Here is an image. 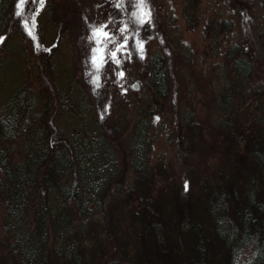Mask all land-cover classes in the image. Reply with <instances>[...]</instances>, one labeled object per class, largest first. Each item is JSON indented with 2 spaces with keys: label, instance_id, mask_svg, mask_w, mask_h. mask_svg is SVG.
Listing matches in <instances>:
<instances>
[{
  "label": "trees",
  "instance_id": "16d2710c",
  "mask_svg": "<svg viewBox=\"0 0 264 264\" xmlns=\"http://www.w3.org/2000/svg\"><path fill=\"white\" fill-rule=\"evenodd\" d=\"M8 1L0 0V20ZM45 2L26 0L20 10L32 18ZM222 26L221 32L232 29L230 21ZM260 39L258 49L233 43L225 55L234 78L216 110L224 138L236 137L228 146L236 173L220 169L217 182L202 177L198 195L175 188L179 195L170 201L154 197L162 165L155 169L150 162L152 119L171 89L162 52L146 66L141 82L147 95L136 100L133 122L123 120L120 110L104 120L103 104L100 120L94 117L93 104L69 75L65 88L55 89L56 105L49 90L37 93L29 80L17 84L18 75L10 78L0 66V264H264V73L261 85L248 93L252 124L236 136L234 119V94L254 72V53L264 72V32ZM58 67L50 58L43 72L64 75ZM183 121L197 137L193 117L184 115ZM120 123L122 128L115 125ZM123 124L129 134L118 142L115 132ZM117 201L118 212L112 210ZM197 208L210 227L196 218ZM89 248L95 251L91 258Z\"/></svg>",
  "mask_w": 264,
  "mask_h": 264
},
{
  "label": "rangeland",
  "instance_id": "374dc122",
  "mask_svg": "<svg viewBox=\"0 0 264 264\" xmlns=\"http://www.w3.org/2000/svg\"><path fill=\"white\" fill-rule=\"evenodd\" d=\"M25 1L6 2L8 6L0 20L3 74L11 72L10 78L18 75L17 84L29 80L37 93L49 90L56 105L59 97H55V89L63 90L69 75L75 87L93 104L94 117L100 120L103 104L102 111L107 116L104 120L117 117L120 110L126 113L123 120L131 118L133 122L136 100L142 101L147 95L141 82L146 66L154 53L162 52L171 89L168 97L157 105L160 115L151 124L150 162L155 169L162 165L160 174H156L154 197L170 201L182 187L198 195L202 177L218 181L220 169L236 173V165L228 157V146L236 144V137L224 138L222 117L216 107L234 78L231 63L225 57L227 49L233 43L246 49H258L260 45L264 0H144L143 4L140 0H46L43 12L32 18L21 11ZM225 21L232 23V29L221 32ZM101 28L108 38L103 35L93 38L94 32ZM50 58L58 63L64 75L52 77L43 72ZM251 60L254 72L241 92L234 94L239 106L234 117L238 118L236 124L240 129L236 127V136L244 126L252 124L255 112L253 97L248 93H253L263 80L261 58L254 53ZM24 68L26 73L22 75ZM184 115L197 122L200 130L197 137L187 129ZM123 128L115 132L118 142L129 134L124 124ZM114 147L123 151L117 143ZM126 183L124 191L130 187H125ZM117 203L112 210L118 212L122 202ZM198 208L196 218H200L204 227H210L209 218ZM3 211L0 202V239L4 236ZM108 248L112 250L109 245ZM94 252L89 248V258Z\"/></svg>",
  "mask_w": 264,
  "mask_h": 264
},
{
  "label": "snow or ice",
  "instance_id": "6c2138e0",
  "mask_svg": "<svg viewBox=\"0 0 264 264\" xmlns=\"http://www.w3.org/2000/svg\"><path fill=\"white\" fill-rule=\"evenodd\" d=\"M39 2H40V4H41V6H42V4H43V0H39ZM140 2H141V4H143V3H144V0H140ZM17 15H19V13H17ZM145 22H146V21L141 20V23H145ZM29 34L31 35V32H30ZM101 35H103L106 39L108 38V33H107V32H104L102 28H101V29H98L96 32H94V34H93V38L98 37V36H101ZM140 47L143 48V45L141 44ZM117 50H119V49H117ZM115 55H116V53L113 52V53H112V56L115 57ZM94 59H95V58H94ZM117 63H119V61H117Z\"/></svg>",
  "mask_w": 264,
  "mask_h": 264
}]
</instances>
